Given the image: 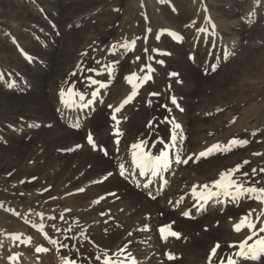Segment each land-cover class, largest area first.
I'll list each match as a JSON object with an SVG mask.
<instances>
[{"label":"bare ground","instance_id":"obj_1","mask_svg":"<svg viewBox=\"0 0 264 264\" xmlns=\"http://www.w3.org/2000/svg\"><path fill=\"white\" fill-rule=\"evenodd\" d=\"M62 7L60 11H64L65 8ZM19 12L23 13L19 18L26 23H20V29L41 21L40 9L32 17L23 11ZM17 17L18 15L15 18ZM37 27L43 28L42 25ZM29 34L30 32L27 35ZM20 35L22 36L21 33ZM74 39L76 37L73 35L60 31V34H55L50 46L44 49L40 44L36 47L38 50L37 55L33 57L35 59L33 63L21 62L22 69L29 73V77L34 76L32 74L34 71H38L35 75L39 74L38 77H41L40 82L34 85L39 93L32 92L24 96L29 100L11 102L8 97L16 95L11 94L15 92L9 90L10 93H7L4 91L6 88L0 86V122H3L0 123V131L12 130L19 133V138L31 139L34 130L40 137L39 140L43 137L40 147L46 161L41 169L44 171L40 172L38 181L21 187L28 195L37 192L32 202L27 200V197L21 199L22 208L31 206L40 211L37 231L34 233L39 234V238L24 234L26 242L31 244L34 242L37 249H45L48 233L53 229L56 244L63 249L60 240L66 238L68 234L70 239L66 242L67 249L60 254L58 264H65L68 257L76 264H105V257L119 260L122 264H131V258H134L137 264H221V261L228 264L229 258L239 263L249 259L251 264H264V257L255 262L256 260L242 258L237 254L241 251L240 244L246 240L249 242L247 238L250 234L246 236V232L250 229L242 226L240 231H236L235 225L241 217L247 215L251 201L257 193L233 199L232 196H226L221 192L218 196L201 200L193 192L194 188L197 193L219 191L213 186V181L219 179L221 173L234 169L237 165L241 167L232 178L237 183L249 187L247 179L250 175L244 164L229 165L221 172H213L219 160L229 151L213 152L206 157H199L198 151L193 152L198 144L197 134H205L202 126L201 129L197 126L218 104L215 99L196 98L208 91L209 87L206 88L205 85L212 82H221V85L230 83L232 76L224 72L229 56H218L217 50H212L210 43V46L203 44L206 52L193 56L194 59L163 57L162 61L172 68L173 73L179 75L184 70L183 66H180L181 63L194 65L188 68L184 82L169 78L173 85H182L183 91L176 94L175 104L170 100L166 102L164 108L162 104L165 102H160L159 97L157 100L153 99L154 105L139 103L138 89L133 101L124 104L125 98L132 95L133 85L130 84L120 93L115 87L111 88L112 71H108L107 77L103 76V72L93 71L95 80L102 79L100 83L94 84L89 94L83 93V100H80L78 95L71 97L70 103L74 101V105L67 106L61 99V90L65 93V99H69V89L73 93L77 92L81 86L77 82L81 70L67 77L65 80L67 86H61L59 81H52V76L41 71H44L46 65L51 69L59 66L61 68L69 60L72 50L77 49L73 48V44L78 43ZM35 46L36 44L33 45ZM90 60L92 63L96 62L93 58ZM213 66H216L215 71L212 70ZM108 69H111L109 63ZM137 77L139 78V74ZM102 84L106 86H101ZM52 88L57 90H51ZM25 91L28 93L31 88ZM215 94L217 97V92ZM155 96L157 95L154 94ZM116 108H120V111L117 112ZM141 115L147 122L146 130L135 131L133 120ZM113 116L120 117L127 128L125 137L118 140V143L112 139ZM166 117H169L171 122H165ZM175 124H179L180 127L175 129L177 138L173 142ZM114 126L117 127L115 123ZM225 126L227 125L215 126L213 131L206 132L204 138H213ZM256 126L257 124H253L251 127L244 122L231 138L235 136L233 138L238 139L237 135L245 131L248 136L253 135V127ZM99 130L102 132L97 137ZM89 133L93 136L97 149H93L88 143ZM167 133H170L171 137H168ZM229 136L227 134L211 143L223 142L224 139H229ZM246 136L243 138L249 139ZM186 140L189 142L188 147L184 146ZM141 141L145 142L144 151L151 152L152 155H158L165 145H170L167 149L168 166L161 169L158 175L153 176L151 172L140 175V169L133 163L132 153L137 150H134L132 145ZM1 145L2 143L0 151L4 146ZM77 145L80 147H76ZM233 147L234 145L230 152L235 149ZM100 149H107L108 155L105 156ZM3 160L4 154L0 153V171L6 167L2 163ZM185 160L188 162L184 163ZM121 164L125 168L123 176L119 174ZM205 184L209 185L208 190L203 188ZM207 203L214 208L211 213L205 210ZM185 211H190L191 215L184 216ZM169 224L172 225L173 231L181 233L179 238L172 236L164 238L160 228ZM22 228L25 229L26 226ZM8 238L4 254L2 248L0 249V264H32L17 252L14 243ZM217 243L220 248L213 256L211 250ZM169 253H172L175 259L170 260Z\"/></svg>","mask_w":264,"mask_h":264},{"label":"rangeland","instance_id":"obj_2","mask_svg":"<svg viewBox=\"0 0 264 264\" xmlns=\"http://www.w3.org/2000/svg\"><path fill=\"white\" fill-rule=\"evenodd\" d=\"M60 7L65 8L64 11H60ZM38 9L41 10L40 23L20 29L19 24L26 23L19 18L23 15L19 11L32 17ZM0 22V86L5 87L4 91L7 93H10L9 90L15 92L11 94L16 95L8 97L11 102L29 100L24 96L32 92L39 93L34 87L41 80L39 74L35 75L38 71H34V76L30 78L29 73L22 69L21 62L33 63L38 50L36 47L41 44L42 48H47L60 31L76 37L74 40L78 43H74L73 48L77 49L72 50L69 60L61 68L51 69L46 65L41 73H48L52 76V81H59L61 86H67V77L81 70L77 80L81 86L75 93L82 94H89V90L94 87L89 77L93 80L95 77L89 69L103 72L105 77L109 76L108 71H112L111 88L115 87L119 93L130 85L126 77L133 73L136 76L139 74V79L135 82L139 85L138 90L136 89L138 102L150 106L155 104L153 99L157 100L159 97L160 102H165L162 104L163 108L166 102L183 91L182 85H173L169 78L184 82L188 68L194 65L181 63L184 70L180 75L173 76L172 68L164 62L160 63L162 58L187 60L205 53L203 44L210 46L211 43L212 50H217L218 56H229L224 72L231 75L232 80L227 85L222 83L223 86L221 82L205 85L206 88L209 87L203 93L206 95L196 98L215 99L218 104L197 126L198 129L202 126L205 134H197L198 144L193 152L205 151L210 144H217L211 143L213 140L228 134L229 139L218 143L223 148L235 137L231 138L233 134L236 135L240 124L245 122L251 127L257 124L253 127V135L248 136L245 131L236 136L238 140H246L243 137L247 135L248 143L234 145L235 149L219 160L213 172H221L229 165L244 164L250 175L247 179L249 186L264 187V172L260 171L264 169V0H0ZM40 25L43 28L38 29L37 26ZM132 41H135V45ZM91 58L96 62H90ZM108 63L111 69H108ZM149 75L151 79L145 80L144 77ZM30 88L31 91L26 93L25 90ZM53 89L57 90H51ZM154 94L157 96L154 97ZM115 117L111 126L114 127L112 139L118 141L125 137L127 128L120 117ZM166 121L170 122L169 117L165 118ZM133 122L135 131L146 130L144 116H137ZM222 124L227 126L215 134L216 138H204L206 132L213 131L215 126ZM101 132L102 130L97 132V137ZM36 133L32 130L31 139H22L18 137L19 133L12 130L0 131V144L4 145L0 153L4 154L2 163L6 165L0 171V249L4 254L7 249L6 239L9 237L17 252L30 263L58 264L57 259L67 249L66 242L70 239L68 234L66 238L59 239L64 247L61 249L56 243H52L56 239L54 230L50 229L46 251H37L34 242L27 243L23 238L24 234L39 238V234L34 233L37 231L40 211L35 207L22 208L20 205L22 198L27 197L32 202L37 194L28 195L21 187L38 181L40 172L44 171L41 169L46 161L40 147L43 137L39 140ZM167 136L171 137V134L167 133ZM188 145L186 140L184 146ZM253 169L256 171L253 172ZM22 175L24 176L21 177ZM255 200L257 199L254 197L247 215L256 227L246 232V236H251L254 230L257 235L252 237V242L248 240V244H254L260 236H264V232L259 231L264 227V202ZM209 204L205 205L207 213L214 209ZM22 226L26 228L23 229ZM250 262L251 260L244 259V263L251 264ZM244 263L236 261V264Z\"/></svg>","mask_w":264,"mask_h":264},{"label":"snow or ice","instance_id":"obj_3","mask_svg":"<svg viewBox=\"0 0 264 264\" xmlns=\"http://www.w3.org/2000/svg\"><path fill=\"white\" fill-rule=\"evenodd\" d=\"M157 39H159V36H157ZM133 45H135V41L131 42ZM115 46H113L114 48ZM125 47H127L125 45ZM29 60H31V57H27ZM193 59L195 57H192ZM137 59H139V57H137ZM98 63V62H97ZM160 63H163V61H160ZM213 71L216 70V66H213L212 68ZM89 71H96V69H89ZM2 75V74H0ZM171 75L173 76H177L179 75L178 73H171ZM127 81L133 85V92L132 95H129L124 101V104L129 103L133 97L136 95V89L139 87L138 84L134 83V81H136L137 79H139L135 73L129 75L128 77H126ZM145 80L147 79H151V76H146L144 77ZM89 80L91 83L96 84V83H100V81L97 80H93L89 77ZM10 87L12 85H9ZM101 86H106V85H101ZM69 99H65V93L63 90H61V99L62 101L67 105V106H73L74 105V101H72L70 103V99L71 97L78 95L80 100L84 99V96L82 93H73V91L71 89H69ZM95 95V93H94ZM172 102L175 104L176 103V99L175 97L172 98ZM89 103H91V101H89ZM82 106H87V105H82ZM123 105H121L122 107ZM109 107H111V105H109ZM116 111H120V108H116ZM114 120L116 119L115 116L112 117ZM75 127H79V125H74ZM180 127L179 124H175V128L173 129V134H172V141L175 142L176 141V133H175V129H178ZM117 133L119 134V129L117 128ZM87 141L89 144H91V146L93 147V149H97V144L95 143L93 136L91 135V133L88 134L87 136ZM119 141H117L118 143ZM144 141H141L140 143L137 144H133L132 148L134 150L137 151H133L132 156H133V163L135 164V166L137 168L140 169V175H147L149 172H151V174L153 176L158 175L159 171L163 168H166L168 166L169 163V152H168V148L170 147V145H165V148L163 150L159 151L158 155H152L151 152H147L144 151L143 145H144ZM248 141L247 140H238L233 138L228 145L224 146L223 148L221 147L220 144H213L211 147L207 148L205 151H202L199 153V157H206L210 154H212L214 151H230L231 147L233 145H244L247 144ZM76 147H80V145H77ZM103 154L106 156L108 155L107 149H100ZM192 157H189V159H191ZM184 163H187L188 160L183 161ZM244 163H248V161H244ZM241 167V165H237L236 168L234 169H229L223 173L220 174V178L213 181V186L218 189L219 191H206V192H196V189H193L194 194L198 195L199 198L201 200H207L210 199L211 196H218L221 194V192H223L224 195L226 196H232L233 199L238 198L241 195H245V194H256L258 193L259 195H257L255 198L261 200V202H264V187H255V186H249V187H245L243 184L237 183V181L235 179H233V174L235 172H237L239 170V168ZM256 170L253 169V172H255ZM261 172H264V169L260 170ZM121 176H123L125 174V168L124 165L121 164L120 165V173ZM109 175H111V173H109ZM244 175H247V173H244ZM105 179H107V177H105ZM150 183V182H149ZM203 188L205 190L209 189V185L205 184L203 185ZM79 191H83V189H79ZM150 194V193H149ZM99 202V201H97ZM42 215V214H41ZM184 216H190L191 213L190 211H185L183 213ZM62 218V217H61ZM242 226H246L249 229H255L256 225L254 222L249 221V217L248 215L243 216L240 218L239 222L235 225L236 231H240ZM41 230H43L41 228ZM71 229H69L70 231ZM260 232H264V227L259 229ZM160 232L162 234H164V238L167 239L169 236L172 237H176L179 238L181 236V233L177 232V231H173L172 230V225H164L163 227L160 228ZM257 232L254 230L251 234V236H249L247 239L251 240L253 236H256ZM45 236H47V233H45ZM52 243H56V241H52ZM220 248L219 243H217L215 245V247L212 248L211 250V255H216L217 250ZM240 249L241 251H239L237 254L239 256H241L242 258H250L252 260H259L262 257H264V236H260L254 244H248L247 240L242 242L240 244ZM246 249V250H245ZM37 251H46V249L44 248H38ZM168 258L170 260L175 259V256L172 253L168 254ZM97 259H99V257H97ZM65 264H76V262L71 258L68 257L65 259ZM105 264H122L121 261L119 260H113L111 257H105ZM131 264H137V261L134 258H131ZM221 264H223V261H221ZM228 264H236V262L232 259H228Z\"/></svg>","mask_w":264,"mask_h":264}]
</instances>
